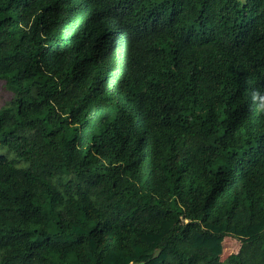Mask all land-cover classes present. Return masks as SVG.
<instances>
[{"label": "trees", "instance_id": "trees-1", "mask_svg": "<svg viewBox=\"0 0 264 264\" xmlns=\"http://www.w3.org/2000/svg\"><path fill=\"white\" fill-rule=\"evenodd\" d=\"M0 82V264H264V0H0Z\"/></svg>", "mask_w": 264, "mask_h": 264}, {"label": "rangeland", "instance_id": "rangeland-1", "mask_svg": "<svg viewBox=\"0 0 264 264\" xmlns=\"http://www.w3.org/2000/svg\"><path fill=\"white\" fill-rule=\"evenodd\" d=\"M244 1V0H241ZM11 100V93L7 91L4 83L0 82V108ZM240 249V243L232 238L227 237L223 243V254L221 256V262L227 263Z\"/></svg>", "mask_w": 264, "mask_h": 264}, {"label": "clouds", "instance_id": "clouds-1", "mask_svg": "<svg viewBox=\"0 0 264 264\" xmlns=\"http://www.w3.org/2000/svg\"><path fill=\"white\" fill-rule=\"evenodd\" d=\"M258 93H259V90H256V92H254L253 95H256V94H258ZM258 111L264 113V106H260V107L258 108Z\"/></svg>", "mask_w": 264, "mask_h": 264}]
</instances>
